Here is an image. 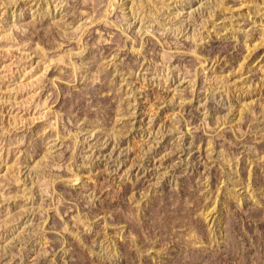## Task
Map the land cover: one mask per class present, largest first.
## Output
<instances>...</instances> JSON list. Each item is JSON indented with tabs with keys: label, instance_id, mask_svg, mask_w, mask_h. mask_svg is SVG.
Returning a JSON list of instances; mask_svg holds the SVG:
<instances>
[{
	"label": "rangeland",
	"instance_id": "obj_1",
	"mask_svg": "<svg viewBox=\"0 0 264 264\" xmlns=\"http://www.w3.org/2000/svg\"><path fill=\"white\" fill-rule=\"evenodd\" d=\"M0 264H264V0H0Z\"/></svg>",
	"mask_w": 264,
	"mask_h": 264
}]
</instances>
